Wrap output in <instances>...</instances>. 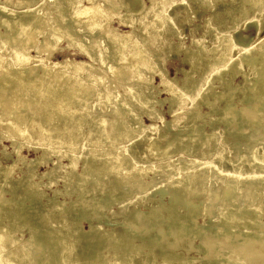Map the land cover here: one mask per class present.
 Wrapping results in <instances>:
<instances>
[{
	"label": "bare ground",
	"instance_id": "1",
	"mask_svg": "<svg viewBox=\"0 0 264 264\" xmlns=\"http://www.w3.org/2000/svg\"><path fill=\"white\" fill-rule=\"evenodd\" d=\"M23 1L33 2L35 0ZM197 1L201 4L205 2V0ZM242 2L255 6L264 4V0H242ZM173 3L175 0H88L87 3H84L83 0H55L54 9L58 12L57 19L51 15L49 17L42 15V12H39L41 5L35 9L21 12L19 15H12V21H7L8 19L1 21L0 19V22H5L7 25H11L12 22L16 24L10 35L4 33V36H0V49L3 50L0 52V65L2 66L0 69V92H3L0 95L3 114L1 116L3 133L0 136L11 140L14 150H17L15 147L17 138L21 137L36 143H45L48 140L68 147L70 149L68 153L70 161L66 164L68 168L74 166V155L77 151L80 153L83 148L81 172H76L73 169L63 172L57 167H51L43 173H37V165L48 159L49 152L56 153V149L46 150L43 148L40 157L27 161L24 155L18 153L16 161H22L25 164L18 177L13 176L15 164L4 165L0 159L1 185H7L9 188V196H6L1 192L0 187V264H157L150 242L158 245L160 238L163 237V232L167 230L158 226L149 238L140 237L141 241L137 243L131 240L135 236V232H133L130 223L134 222L136 226L142 227L147 224L160 225L162 222L153 221L152 223V220L159 218L158 211L153 208L147 212L129 210L126 218L129 222L128 225L115 228V225L121 223H112L111 218L101 210L120 199L122 191L117 192L116 190L118 181L129 179L131 182L141 185L142 175L153 170V167L137 168L131 162L132 156L138 155L141 146V142H133L137 137H133L134 133L138 132L140 136H144L147 129L154 128L151 124L145 126L140 123L141 113L145 112L148 116L151 113L156 115L150 106L152 100L155 99L150 91L148 94L152 78L149 76L154 74L160 76L161 91L169 94L165 99H168V103H170V111L176 114V106L183 105L188 99L193 100L197 94L203 96L208 92L206 87H200L198 81L200 76L197 79L194 78V74L198 70L202 71L203 66L206 65L207 68V66L223 65L225 68H230L245 62L254 77L251 81L246 77V73H243L244 82H247L248 85L242 88V94L247 96L252 93V98H250L252 103L261 102L258 105L259 108L257 106V111L264 106V102H262L264 99V37L255 45L259 48L258 56L250 53V50L247 49L249 44L239 43L241 38L238 42V39L236 40L235 37H230L226 33H222L217 38V44L207 50L193 38L195 47L185 48L186 57L191 62V67L183 70L182 83H178L175 78H169L163 61H159L161 54L158 49L153 52L157 61L148 63L150 56L145 52V47L138 51L129 47L126 49L124 43L128 42L130 34L113 32L109 35L108 29H105L102 30L105 36L100 37L107 44V47L100 51L101 66H105L115 75L119 74L124 77L128 75V72L132 76L131 78L136 84L134 86L127 85L126 89L138 103L137 107L141 113L129 114L124 118L123 114L131 112L133 108L131 104H127L125 99L113 97L112 85L104 86L107 90L104 97L109 101L113 100L118 111L113 109L114 116L111 118H106L105 114L100 112L91 113L92 99L96 95V89L89 81L92 79H95L96 82L100 81L103 73L90 61L97 59L98 41L100 42L101 39L99 36L75 34L72 28L79 21L78 17L87 15L90 27H95L101 20L100 16L103 11L117 13L121 16L120 23L124 25L140 21L138 18L135 20L131 18L132 14H142L149 18L156 16L157 21L151 27L155 31L163 32L166 29L171 30L168 26L175 27L172 19L177 12L190 11V6L187 3ZM1 9V11L4 10L3 7ZM227 18H231L229 14L219 22L225 23ZM148 22L149 20L146 23ZM140 23L146 26L145 21ZM235 26L236 23L228 28ZM172 31L174 30L172 29ZM63 37H67L70 42L78 41V49L88 57V60L65 57L61 61L48 62L44 56H50L57 42L61 41ZM146 39L143 37L141 41L145 42ZM234 48L240 49L238 57L235 58L230 56ZM178 49L179 46L176 47V50ZM32 51L34 54L31 53ZM129 53H131L130 57L125 61L128 68H120L118 61L122 62L124 56ZM140 68H148L152 73L141 72ZM225 68L220 69L216 74L219 75L220 83L226 85V88L223 91L209 92L215 99H224L223 106L218 110L212 107L211 102L206 104H211L210 112H219V119L226 124V133L236 135L239 129L231 128L229 130L228 124L250 108V104L244 108L242 106L240 111H236L231 106L229 96L232 95V86L228 85V80L221 74ZM204 71L205 69H203ZM234 74L236 73L232 75ZM107 83L109 82L107 81ZM102 85L100 84L101 87ZM32 106H36L38 110L30 111L32 115L26 114L25 109L28 110ZM8 115L10 119H5L4 116ZM199 115V111L188 112L184 119L194 121ZM175 118L176 116L173 117L174 120H176ZM85 127L88 128L87 133L84 130ZM184 127L186 124L180 128ZM191 128L195 132L201 130L198 125H191ZM209 136L205 135L204 137ZM126 139L130 141V144L126 148H121L122 140ZM148 139L149 147L157 146L159 148L160 158L171 152V145L174 141H177V145L181 146L178 134H174L164 144L156 143L154 138ZM81 142L84 143L83 146ZM154 150L156 149L154 148ZM189 153H194V150ZM1 154L7 158L11 153L7 152L4 146ZM252 156L255 159L252 164L254 168L252 173L246 171L245 162L236 164L233 170L228 171L222 191L225 194L224 199L231 203L221 211L218 219H215L224 226V230L231 232L233 239L229 240L232 247L234 245L233 255L239 256L240 252L244 251L243 260L236 257L232 259L236 260L238 264H249L251 257L255 258L254 255L259 252V254L264 253V221L261 219L264 216V152L262 154L253 153ZM161 166L164 164L162 163ZM111 169L116 171L112 175L108 174ZM200 170V172L189 170L183 175L173 178L169 185L161 184L156 188L160 194L168 189L172 190L167 210H173L176 205L189 207L187 213L180 215L187 220L198 214L200 206L192 201L195 192L200 193L197 190V180L203 181L206 176L213 177L218 174V170L211 161L202 165ZM126 172H128L127 175ZM44 177L48 179L47 182L42 181ZM37 178L39 181H36ZM58 179H71L75 185L89 181L92 187L85 191L80 190L77 194L79 199H82L86 193H94L97 187L100 188V195L94 197L92 203L86 205H84L83 199L81 205H78L74 200H71L67 205L68 203L66 204L65 201L58 198V194H68L70 190L67 187L64 191L57 188L51 190L53 195L49 197L41 188L42 185L44 187L51 186ZM108 183L111 185L110 188H107ZM241 190H245L246 195L244 194V199L239 200L238 195ZM210 193L211 201L213 194L211 191ZM44 199L45 201H43ZM206 211L208 213L211 211L210 204L206 207ZM104 215L105 219L101 220L100 217ZM168 216L169 218L165 216L168 218L166 225L171 226L176 215L170 211ZM69 221L71 226L68 228L66 224ZM82 221L88 222L89 229L83 227ZM94 221H96L95 224ZM188 226L182 225V223L178 224L176 231L179 228L190 230L191 228ZM23 228H26L29 234L27 238H22ZM206 228L212 232L216 230L210 224L206 225ZM193 230V234L199 235L197 226ZM168 232L170 231L168 230ZM215 233L218 234L217 231ZM241 235H246L247 238L242 239ZM231 244L228 245L231 246ZM183 246H186V249L191 248L189 242L183 243ZM143 247H146L147 251L142 252ZM174 247L173 243L169 242L167 248L160 251L162 263L176 260L180 264H189L197 259L195 256H184L174 252ZM232 260L228 257L224 258L221 263L217 259L208 260L204 264L235 263ZM263 262L259 263L263 264Z\"/></svg>",
	"mask_w": 264,
	"mask_h": 264
},
{
	"label": "rangeland",
	"instance_id": "2",
	"mask_svg": "<svg viewBox=\"0 0 264 264\" xmlns=\"http://www.w3.org/2000/svg\"><path fill=\"white\" fill-rule=\"evenodd\" d=\"M54 1L55 0H35L33 2H24L23 0H0V19L1 21H4V19L5 21L7 19V21H12V15H19L21 14V12L23 13L25 11L35 9L38 5L42 6L39 8V12H42V15L48 17L51 15L53 16V18L57 19L58 12L56 11V9H54ZM83 2L87 3L88 0H83ZM184 3H187L190 6L189 9L190 11L192 10V12H177L172 19L175 27L168 26L169 29L174 30L172 32L171 30L167 29L163 32L155 31V29L151 27V25H154L157 21L156 16L149 18L148 16L144 17L142 14H132L131 18H133L134 20L138 18L140 21H135L134 24L124 25L120 23V15L115 12L108 11H103L100 16L101 20L95 27H90L87 15H81L78 17L79 21L76 22V25H74L72 29L75 34H87L89 36H99V38L105 36L104 32L102 31L105 29H108L109 35L113 34V32H126L127 34H130L128 42L125 41L124 43L126 45V49L131 48L132 50L138 51L141 49L143 50V47H145V52L150 56L148 63L157 61V58L155 57L153 52L158 49L161 54L160 60H158L161 62L163 61L169 78H175L178 83H182V77L184 76L183 70L189 69L191 67V62L188 61L186 57L187 52L185 51V48L188 49L195 47L196 44L193 43V38L196 41L200 42V44L204 46V49L207 50L214 44H217V38L222 33H226L229 34L230 37H235L236 40L238 39V42L241 38V41L239 43L243 45L249 44L247 46V49L250 50V53H252V55L258 56L259 48H257L255 45L256 43L258 44V42L264 37V4H262L261 6H255L253 4L243 3L242 0H205L203 4L199 3L197 0H175V3L173 4ZM1 7L4 8L3 11H1ZM227 14H229L231 18H227L225 23L221 24L219 20L227 17ZM147 20H149V24L146 23ZM207 20L209 21L207 22ZM143 21H145L146 26H143V24L140 23ZM234 23H236L235 27L228 28V26H231ZM15 25L16 24L14 22H12L11 25H7V23L5 22H0V36H4V33L10 35V33L13 32V28L15 29ZM8 30L10 32H7ZM143 37L147 38L145 42L141 41ZM77 43L78 41L70 42L67 37H63L61 38V41L59 40L57 42V45L54 48L52 54L48 57H44L47 58L46 60L48 62L61 61L65 57H69L75 60L87 61L88 57L78 49ZM98 44L99 54L97 55V59L89 61L103 73V77H101V79H99L100 81L97 82L94 81L95 79L89 81V83H91L92 86H94V88L96 89V95L92 99L93 105L90 109L91 113L100 112L105 114L106 118H111V116H114V112L112 110L116 109L118 111L116 103L113 100L109 101L104 97L107 92L104 87L106 85H112V94L114 98L125 99L127 104H131L133 109L131 112L123 114L124 118L129 114L141 113L140 109L137 107L138 103L135 102L133 96H131L126 89L127 85L134 86L136 84L134 79L131 78L132 76L129 75L128 72V75L122 77L119 74H112V72L108 68H106L105 66H101L102 64L100 63V51L104 50L107 47V44L104 43L102 39L100 40V42L98 41ZM177 46H179L178 50H176ZM239 50L240 49L238 48H234L231 51L230 56L234 58L238 57L240 53ZM2 51L3 50L0 49V52ZM31 53L34 54L33 51ZM130 54L131 53L124 56L125 58L122 61L124 64L118 61V65L120 68H128V65L127 63H125V61L130 57ZM150 65L152 66V64ZM1 68L2 66L0 65V69ZM223 68H225L223 65L215 67L207 66V68L205 65L201 68L202 71L198 70V72L194 74V78L197 79L200 76V78H198L199 85L200 87H206V89H208V92L203 96L197 94L195 95L193 100L188 99L183 105L176 106V114L170 111V103H168V99H165L169 96V94L165 91H161L162 84L160 76H158L157 74L149 76V78H152L150 80L148 94L150 91L155 99L152 100L150 106H152V110L156 113V115L151 113L150 116H148V114L143 112L140 115L141 119H139L142 125L144 124L145 126H147L151 124L154 126V128L147 129L144 136H140L138 132L134 133L133 137H137L133 140V142H141V146L139 147L138 155L132 156L131 162L137 168L153 167V170L148 171L147 173L142 175L141 185L131 182L129 179V181L127 179L118 181L116 190L117 192L122 191L120 199L109 207H103L101 209L108 217L111 218L112 223H121L120 225H115V228H120L123 225H128L129 222L126 218L129 210L147 212L150 211V208H153L154 210L158 211L159 220H152V223L153 221H158L160 223L162 222L160 225L147 224L142 227L136 226L134 222L130 223L133 232H135V236H133V239L131 240H134L137 243H140L142 237H144L145 239L149 238L154 233V229L158 228V226H160L164 230H167L164 231L165 233L163 232V237L160 238L158 245L150 242V246H152V252L154 254V260L157 264L162 263V257L159 253L161 250L167 248L169 242L173 243V245L175 246L173 249L174 252L181 253L184 256H195L197 258L195 261L189 264H204L208 260L213 261L217 259L221 263L224 258L228 257H230V260L235 259V257L241 260H243L244 258V251H241L239 256L233 255L232 250L234 245L232 247L231 241L233 238L231 232L229 231V233L228 230H224V226L218 223L216 220L218 219V215L221 213V211L224 210L229 203H231L229 200L224 199L225 194L222 191L224 182L226 180V177L228 176V171L233 170L236 164L245 162L246 171L248 173H252L254 171L252 164L255 161L252 154H262L264 152V106L261 107L262 109L257 111L256 109L259 108L258 105H260L261 102L255 101L252 103V100H250V98H252V93L247 96H243L242 94V88L245 85H248L247 82H244L243 73H246V77L251 81L254 77L253 72L249 70L245 62H242L239 65L230 68H225L221 74L228 80V85L232 86V95L229 96L231 106L236 109V111H240L242 106L244 108V106H248L250 104V108L246 109V111H244V113L236 119L237 121L234 120L228 124L229 130L231 128L239 129L238 133L236 135L227 134L226 124L224 123V121L219 119V112H210L211 104H206L207 102H211L212 107L218 110L224 104V99H215L212 94L209 93L223 91L226 88V85L220 83V81L218 80L219 75L216 74L217 71H220V69ZM203 69H205L204 72ZM140 71L147 74L152 73V71L148 68H140ZM233 73L236 74L232 75ZM103 80L104 82H101ZM107 81L109 83H107ZM100 84L102 85V87L100 86ZM2 94L3 92H0V95ZM262 102H264V99L262 100ZM32 110L36 111L38 110V108L36 106H32L30 109L28 108V110L25 109V113L32 115V113L30 112ZM1 111L2 107L0 106V135H2L3 133L1 127V116L3 114ZM192 111H199V117L194 121L184 119L186 114ZM174 116H176V120L173 119ZM4 118L10 119V116H4ZM185 124L186 127L180 128ZM191 125H198L199 127H201V130L195 132L192 130ZM84 130L86 131V133L88 132L87 127H85ZM174 134L180 135L179 142H181V146H178L176 143L177 141H174L171 145V152L164 157L160 158L159 153L161 152L159 148H157V146L149 147L147 145V142L149 140L148 138H154L156 143L164 144L166 140L171 138ZM205 135L210 136L206 138L204 137ZM33 137H35V135H33ZM29 140L30 139H27L25 137L17 138L15 143V147L17 148V150H14L13 146L11 145V140L2 138L0 136L1 162L4 165L12 163L15 164V171L13 173L14 177L20 176L21 169H24L23 167H25V164L22 161H16L18 159V153L24 155L25 160L27 161L36 157H40L42 155L43 148H46V150L56 149L57 152H49L50 155L48 159H46L44 163L37 165V173H43L49 170L51 167H57V169H60L63 172H65L66 170L70 171L72 169L76 172L82 171L81 157L83 154V148L80 150V153L79 151H77L74 155V166L68 168L66 167V164H68L70 161V158L68 156L70 149H68V147H64L61 144L48 140H46L45 143L37 142L38 144L34 141ZM81 143V145L83 146L84 143ZM129 144L130 141L128 139L122 140L121 148H126ZM4 146L6 147L7 152L11 153L10 157L6 158L1 154V150L4 149ZM18 147L20 148L18 149ZM154 148L156 150H154ZM192 150H194V153H189V151ZM207 161L212 162V165H214L218 170V174L213 177L206 176L204 177L203 181H201L200 179L197 180V190L200 191V193L198 194L195 192V194L192 196V201L197 206H200L198 209V214L195 217L187 220V218L184 219V217L180 215L187 213L190 209L189 207L176 205L173 210H167V205H170V195L172 193V190L168 189L163 194H160L158 191H156V188L161 184H166V186L169 185L173 178L179 177L189 170L200 172L202 165H204ZM162 163L164 164V166H161ZM159 164L160 166H158ZM114 172L116 171L114 169H111L109 170L108 174L112 175ZM127 174L128 172H126V175ZM71 179L73 178L71 177ZM71 179H58V181L51 184V186L44 187V185H42L41 188L45 190L46 195L48 194L47 196L49 197L53 195L51 190L57 188L64 191V189L67 187L70 190L68 191V194H58V198L62 201H65L66 204L68 203L67 205H69L71 200H74L76 201V203H78V205H81L82 199L84 205H86L88 203H92L93 198L100 195V188L97 187L94 193H86L82 199H79L77 196L78 192L80 190H88L92 187V185L89 181L80 185H75L71 181ZM47 180L48 179L45 177L42 179L43 182H47ZM36 181H39V179L37 178ZM1 184L2 181H0L1 192L6 196H9L8 186ZM110 186L111 185L108 183L107 188H110ZM210 191L213 194V199L211 201L210 196L212 195ZM244 194L246 195V191L241 190L238 195L239 200L245 198ZM91 195L93 197H90ZM43 201H45V199ZM234 203L237 204V202ZM209 204L211 207V213H208L206 211V207L209 206ZM83 208L85 209L86 207ZM170 211L176 215V219L171 226H168L166 224H168V214ZM165 216H167L168 218ZM100 218L101 220L103 218L105 219V215ZM261 219L264 221V216ZM82 223L83 227L89 229L88 222L82 221ZM95 223L96 221H94V224ZM181 223L182 225H189L188 228L190 227L191 229L182 230L181 228H179L176 231V227L178 228V224ZM209 224L215 227V232L217 231L218 234H216L214 231L212 232L209 228H206V225ZM66 226L69 228L71 226V222H67ZM151 226H154V228H151ZM196 226L197 231L199 232V235L197 236L196 234H193V229H196ZM105 227L107 226L105 225ZM25 230L26 228L22 229V232L24 231L22 238H27L29 236L27 230ZM168 230L170 232H168ZM167 233L169 236L167 235ZM245 237L246 235H241L240 238L243 239ZM229 239H231V241ZM185 242H189L191 244L190 249H186V246H183V243ZM235 243L238 242L235 241ZM228 244H231V246H229ZM143 249L144 250H142V252L145 250L147 251L146 247H143ZM259 253H257L258 255H254V257L256 256L255 258L251 257L252 261L250 258L249 264H262L259 262H263L264 255L262 254L264 253ZM232 261L235 262L233 264H238L236 260ZM162 264L180 263L176 260H170Z\"/></svg>",
	"mask_w": 264,
	"mask_h": 264
}]
</instances>
